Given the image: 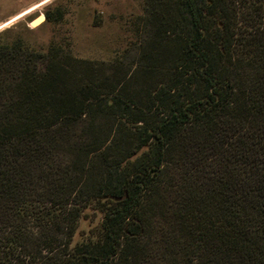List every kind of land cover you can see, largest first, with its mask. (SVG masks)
I'll use <instances>...</instances> for the list:
<instances>
[{
    "label": "trees",
    "instance_id": "16d2710c",
    "mask_svg": "<svg viewBox=\"0 0 264 264\" xmlns=\"http://www.w3.org/2000/svg\"><path fill=\"white\" fill-rule=\"evenodd\" d=\"M145 12L172 37L151 89L0 44V264H264V0Z\"/></svg>",
    "mask_w": 264,
    "mask_h": 264
},
{
    "label": "rangeland",
    "instance_id": "374dc122",
    "mask_svg": "<svg viewBox=\"0 0 264 264\" xmlns=\"http://www.w3.org/2000/svg\"><path fill=\"white\" fill-rule=\"evenodd\" d=\"M31 6L0 29V44L22 41L42 52L59 48L71 55V70L94 85L118 78L130 90L151 89L164 79L172 37L146 21L145 0H0V23ZM101 217L86 209L74 241H86Z\"/></svg>",
    "mask_w": 264,
    "mask_h": 264
},
{
    "label": "bare ground",
    "instance_id": "6f19581e",
    "mask_svg": "<svg viewBox=\"0 0 264 264\" xmlns=\"http://www.w3.org/2000/svg\"><path fill=\"white\" fill-rule=\"evenodd\" d=\"M46 1V0H45ZM35 6H31L23 11H21L20 13L10 17L8 20L4 21V22H1L0 23V29L7 26V25H10L12 22H14L15 20H17L19 17L21 18V16L23 17L25 14H27L30 10H32ZM36 9V8H35ZM43 19L42 16L38 17L36 20H34L31 25L32 26H35L37 25L39 22H41Z\"/></svg>",
    "mask_w": 264,
    "mask_h": 264
},
{
    "label": "water",
    "instance_id": "95a60500",
    "mask_svg": "<svg viewBox=\"0 0 264 264\" xmlns=\"http://www.w3.org/2000/svg\"><path fill=\"white\" fill-rule=\"evenodd\" d=\"M126 197H127V193L125 192V195L124 196L116 197L114 199H116V200H122V199H124Z\"/></svg>",
    "mask_w": 264,
    "mask_h": 264
}]
</instances>
